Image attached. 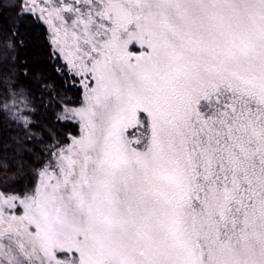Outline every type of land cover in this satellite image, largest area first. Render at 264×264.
I'll return each mask as SVG.
<instances>
[{
	"label": "snow or ice",
	"instance_id": "1",
	"mask_svg": "<svg viewBox=\"0 0 264 264\" xmlns=\"http://www.w3.org/2000/svg\"><path fill=\"white\" fill-rule=\"evenodd\" d=\"M0 264H264V0H0Z\"/></svg>",
	"mask_w": 264,
	"mask_h": 264
}]
</instances>
